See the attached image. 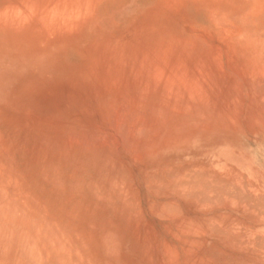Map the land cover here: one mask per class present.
Returning a JSON list of instances; mask_svg holds the SVG:
<instances>
[{
	"label": "bare ground",
	"instance_id": "bare-ground-1",
	"mask_svg": "<svg viewBox=\"0 0 264 264\" xmlns=\"http://www.w3.org/2000/svg\"><path fill=\"white\" fill-rule=\"evenodd\" d=\"M201 2L208 7L193 8L205 11L209 31L198 32L187 7H182L176 16H180L181 25L187 23L184 34L188 40L179 41L168 32L164 41L169 44L140 49L178 53L186 60L178 71L174 67L170 70L171 76L165 67L164 73L147 82L154 86V94L166 95L174 89L181 95V111L160 110V114L157 109H164L161 104H152L150 108L157 111L150 110L153 114L149 115L159 113L161 120L145 121L143 113L133 109L124 115L125 108L119 112L126 119L123 122V118L118 120L117 110V135H110L103 143L102 137L91 140L82 131L73 134L52 128V118L50 122L45 117L46 121L26 116L13 120L0 113V264H264V136L248 130L244 123L238 132L221 126L235 108L234 100L246 107L258 106L264 98L259 0H232L248 5L234 8L219 7L217 0H195L196 4ZM161 58L165 61L167 57ZM167 75L169 79H163ZM168 83L174 87L167 88ZM109 115L110 119L113 114ZM90 132L87 135L93 138ZM120 150L136 157L139 163L135 164L144 169L145 177L140 176L146 188L161 197L159 202H141L140 194L135 193L137 181L133 183L139 171L131 177L125 172L131 173L129 164H124L126 154L121 155L125 156L124 165L108 159L118 158ZM174 196L189 202L188 211L193 216L186 226L189 228L192 217L195 227L200 223L195 233L193 224V232L185 229L189 237L184 258L170 256L168 246L167 251L159 246L162 253L148 240V210L152 214L160 208L164 212L153 215L162 220L165 213L168 219V213L175 214L185 205L174 202ZM173 202L182 203L181 207ZM133 244L131 251L128 247Z\"/></svg>",
	"mask_w": 264,
	"mask_h": 264
},
{
	"label": "rangeland",
	"instance_id": "rangeland-1",
	"mask_svg": "<svg viewBox=\"0 0 264 264\" xmlns=\"http://www.w3.org/2000/svg\"><path fill=\"white\" fill-rule=\"evenodd\" d=\"M104 2L131 3V0H104ZM170 2L171 0H137V3H150L156 6L137 9L128 15H121L119 10L115 8L93 7L97 3V0H0V72L6 66L11 72V75L7 78L0 79V113L13 120L31 117L32 120L38 121V118H41L39 120H43L45 117L50 122L53 119V122H50L53 124L52 128L57 129L60 127L59 129H67L69 133L73 134L82 131L91 140L95 136L105 138L100 139V142L103 143L106 142L105 140L110 135H117L116 131L118 130L117 124H119V121L114 118L116 114V117H118L119 112L122 114L125 108L126 111H123V113L132 111L142 112L143 117H145V119L143 117L142 119L145 121L147 119L149 121L160 119L161 116L158 117L161 114L160 110L172 113L181 111L183 103L180 99L181 95L173 92L175 90L172 89L174 86L171 83L166 85L167 88L173 90L169 91L171 95L168 92L164 95L163 93L154 94V86H150L147 82L155 79L153 75L158 73L161 75L165 67H167L166 73L171 76L170 70L173 67L176 70L178 69V66L185 60L183 56L178 53L162 54L140 50L142 47L152 49L159 44H169L167 41H164L166 38H169L168 32L175 35V39L179 41L186 37V28L181 25L180 16H176L177 10L163 6L165 3ZM186 12L198 32L203 33L210 30L205 11L200 10L195 12L193 7H187ZM169 18H171L173 25L168 23L170 22ZM186 40L188 38H185L184 42ZM153 54L156 55V58L157 54H159L158 60ZM164 56L167 57L165 61L164 58H161ZM136 58H139V61ZM154 58L155 60H153ZM142 60H145V62ZM151 62L153 63L151 65L153 66L152 71H150L151 66H149ZM129 64L132 69H129L131 68ZM159 64H161V67L159 66L158 70H153L155 65ZM146 67L149 68V71H146ZM141 68L145 71L140 70ZM146 72L150 74L148 75ZM138 73L139 76L137 75ZM168 75L167 77L164 76L165 78L163 79L168 80ZM163 79L162 81H164ZM26 89H31L30 94L25 95ZM136 91L139 92L136 93L137 96L135 94ZM138 96H143L141 97L143 99H140ZM166 99L169 101H166ZM129 100L130 102H128ZM152 104H161L160 106L164 109H157L160 114L156 113L157 116L155 114L152 115L151 111H154V109L150 108H153ZM118 106L119 108H117ZM175 107L179 108L176 109ZM117 110L118 113H116ZM149 112L152 113V116L149 115ZM120 113L119 117L121 118L118 117V120L125 118L122 115L120 116ZM109 114H113V118L111 116L109 119ZM45 118L43 121H46ZM54 118H56V121ZM114 120L117 121H115L116 125L113 124L115 123L113 122ZM122 121L125 122L126 119ZM120 123L124 125L122 122ZM99 130L102 132V135L101 132L98 133ZM90 131H92L93 138H91V135H87ZM93 131H96V133ZM116 137L117 139L121 138L120 136ZM120 140L122 139H119V142ZM121 153L118 158L112 157L113 160L108 159L116 164L117 162L121 165L126 163V166L129 164L128 168L131 173L125 171L128 172L129 177L131 175L134 176L133 174L139 171V175L136 173L138 180L136 179L137 176L134 177L136 180L132 178L133 183L137 181L135 193L140 194L142 203L145 202V205H147V200L153 201L154 199V202H159L158 200L161 197L159 196L160 198L158 197V199L155 193L153 195V192L146 188L145 180L143 182L145 173L141 172L144 169H140L143 168L140 164H135L138 162L136 157L131 153H128L129 155L123 151ZM123 154L128 156L126 157V161H124L126 155L122 156L123 158L121 157ZM122 161H124V164ZM128 161H131L134 166L131 167L132 164L130 165ZM125 168L123 170H127ZM141 174H143V178L140 176ZM140 179L142 181H139ZM146 190L149 191L146 192ZM150 192L155 198L151 196ZM148 194L152 199H148L150 198ZM141 195L143 196L142 198ZM145 196L148 197L146 198ZM171 198H175V200L173 199L174 202L179 203V201H183L179 200L180 197L177 196ZM178 203L174 204H177L178 207H181L182 203V205L185 204L184 207L179 208L180 210L182 209L181 212L178 209L177 212L179 213H175L177 216L182 213L183 216L180 215V217L175 216L174 212H170L171 214L168 213L167 215L168 219L165 217V213H163L160 217H165L166 220L163 218L159 220V217L153 214L159 210H161L160 212H164L162 209L159 208V210L152 211V214L148 210V219L146 221L149 222H147L148 236L149 238L151 237V240L149 238L148 240L149 244H155L157 250L160 252L163 253L164 251L162 250H165L166 246H168V251H170L168 252L166 249L167 253H173L169 254L170 256L178 255L180 258H184L181 256H184L185 252L186 254L188 253V245H186V240L189 237L188 234L191 231L193 232L190 226L196 221H193L195 217L191 218L193 220L188 225L189 229L186 225L189 222L188 219L193 216L188 211L190 209L189 202L185 200V203L184 201L180 204ZM160 212L158 213L159 215H161ZM184 214L188 215L186 216L188 217L185 219L186 221L182 220L185 217ZM180 220L186 223L184 224L185 227L181 225L183 223ZM193 225L195 233V230L198 231L200 223L199 227L197 225L195 227V224ZM185 229L189 233H185ZM137 231H139L138 228ZM171 231H174V234ZM170 233L173 235L171 236ZM156 241L158 242L156 243ZM160 243L162 245H158ZM163 243L166 245L163 246ZM155 245L152 246L154 249H156ZM159 246H162L161 248L163 249L161 250ZM128 249L132 251L134 244L129 245Z\"/></svg>",
	"mask_w": 264,
	"mask_h": 264
},
{
	"label": "clouds",
	"instance_id": "clouds-1",
	"mask_svg": "<svg viewBox=\"0 0 264 264\" xmlns=\"http://www.w3.org/2000/svg\"><path fill=\"white\" fill-rule=\"evenodd\" d=\"M156 5L150 3H137V0H131V3H105L104 0H97V3L93 5L96 8H115L118 9L121 15H128L132 11L142 8L155 7ZM166 8L178 10L182 7H208L204 3L196 4L195 0L191 4L183 3V0H171L170 3L163 5ZM217 6L219 7H247V4L237 5L232 0H217ZM258 7L261 9L260 26L261 31H264V0H259ZM187 26V23L184 25ZM11 75L9 68L6 66L2 72H0V79H5ZM31 89L25 90V95L30 94ZM233 104L235 108L232 110L221 126L226 131L238 132L241 123L245 124L248 130H254L257 134L264 136V98H261L258 106L256 104H249L245 107L240 100H234ZM132 164L131 161H129Z\"/></svg>",
	"mask_w": 264,
	"mask_h": 264
}]
</instances>
